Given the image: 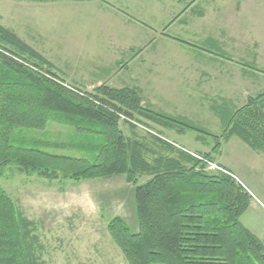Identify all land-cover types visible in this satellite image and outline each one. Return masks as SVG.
Wrapping results in <instances>:
<instances>
[{"label": "rangeland", "instance_id": "rangeland-1", "mask_svg": "<svg viewBox=\"0 0 264 264\" xmlns=\"http://www.w3.org/2000/svg\"><path fill=\"white\" fill-rule=\"evenodd\" d=\"M0 23L72 86L140 88L144 75L156 74L158 97L176 100L160 111L200 131L178 135L140 120L135 135L145 143L152 141L143 127L192 152L212 153L216 142L206 132H224L229 115L221 108L232 111L264 91V0H0ZM122 128L132 136L127 124ZM73 132L52 120L34 134L69 143ZM215 157L210 169L224 165L250 193L241 220L264 243V153L233 137ZM0 183L36 221L45 264H129L108 230L116 216L138 228L134 186L124 176L51 181L3 167Z\"/></svg>", "mask_w": 264, "mask_h": 264}, {"label": "trees", "instance_id": "trees-1", "mask_svg": "<svg viewBox=\"0 0 264 264\" xmlns=\"http://www.w3.org/2000/svg\"><path fill=\"white\" fill-rule=\"evenodd\" d=\"M54 67L0 23V170L14 167L51 181L124 176L134 186L138 228L116 216L108 230L129 264H264V243L241 220L250 193L229 168L210 169L222 143L233 137L264 153V91L232 111L221 108L229 115L224 132H206L216 142L213 152H192L150 130L143 132L153 143L136 137L140 120L200 131L145 107L136 88L104 83L88 91L67 84ZM52 120L74 127L69 143L34 134ZM37 231L0 183V264H45Z\"/></svg>", "mask_w": 264, "mask_h": 264}, {"label": "crops", "instance_id": "crops-1", "mask_svg": "<svg viewBox=\"0 0 264 264\" xmlns=\"http://www.w3.org/2000/svg\"><path fill=\"white\" fill-rule=\"evenodd\" d=\"M156 78H157L156 74L149 73L147 75H144L142 77V79H143L142 85L143 86L140 88H137V87H134V88H136L138 90V92L140 93V95L143 99V105L145 107L151 108V109L156 110V111H160L161 106L159 107V105L163 104V102L165 100L163 101L162 98L158 97V96H160V94H159L158 88L156 86ZM202 95H204V94H202ZM205 95H208V94H205ZM165 103L168 105L176 104V100H172L170 98V99H168V101L166 100ZM160 112H162V111H160ZM168 114L171 115L170 113H168ZM170 130H172L175 133H178V135H181V134L183 135V133H185V132H178L177 130H173V129H170Z\"/></svg>", "mask_w": 264, "mask_h": 264}, {"label": "built area", "instance_id": "built-area-1", "mask_svg": "<svg viewBox=\"0 0 264 264\" xmlns=\"http://www.w3.org/2000/svg\"><path fill=\"white\" fill-rule=\"evenodd\" d=\"M124 117H125V116H123V118H124ZM138 125H139V126H142L141 124H138ZM143 129L149 130V129H147L146 127H145V128L143 127ZM150 131H151V130H150Z\"/></svg>", "mask_w": 264, "mask_h": 264}]
</instances>
